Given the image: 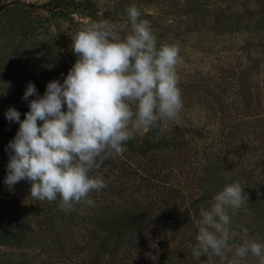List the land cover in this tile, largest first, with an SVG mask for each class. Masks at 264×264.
I'll use <instances>...</instances> for the list:
<instances>
[{"label": "rangeland", "instance_id": "374dc122", "mask_svg": "<svg viewBox=\"0 0 264 264\" xmlns=\"http://www.w3.org/2000/svg\"><path fill=\"white\" fill-rule=\"evenodd\" d=\"M9 1L0 11V126L8 122V108L17 106L9 98L13 90L36 79L63 82L64 69L73 66L67 52L71 34L108 20L124 37L130 32L126 9L134 4L141 19L150 22L157 44L180 50L183 62L176 70L184 106L177 137L181 145L184 138H193L186 162L193 180L184 193L191 196L189 202L195 201V218L191 228L179 229L186 236L182 246L187 257L168 254L158 264H228L232 252L228 259L209 254L195 260L192 249L201 208L210 207L215 194L233 182L241 184L248 200L231 215L232 251L245 240L264 243V0H89L87 8L69 17L48 12L52 0H0V5ZM164 135L158 140L172 136ZM4 190L0 175V245L7 247L15 242L16 223ZM144 233L154 235L153 230ZM127 239L132 253L137 239ZM148 258L143 251L132 259L148 264ZM247 264L259 260L250 254Z\"/></svg>", "mask_w": 264, "mask_h": 264}, {"label": "clouds", "instance_id": "9594fccd", "mask_svg": "<svg viewBox=\"0 0 264 264\" xmlns=\"http://www.w3.org/2000/svg\"><path fill=\"white\" fill-rule=\"evenodd\" d=\"M126 14L128 35L121 37L108 20L93 22L71 38L77 59L63 82H48L42 96L28 82L22 100L36 98L28 101L25 118L14 107L5 112L10 123L19 124L5 149L9 190L27 181L34 200L59 199L66 212L79 204L94 206L91 194L107 185L92 173L105 160L127 151L134 134L158 122L179 123L184 106L176 70L183 62L180 50L176 45L157 47L150 22L141 19L134 4ZM246 200L244 188L233 182L215 194L210 207L201 208L195 260L209 254L228 259L232 252L228 264H247L250 254L264 264V243L245 240L234 251L230 247L231 215ZM242 231L247 234L248 229Z\"/></svg>", "mask_w": 264, "mask_h": 264}, {"label": "trees", "instance_id": "16d2710c", "mask_svg": "<svg viewBox=\"0 0 264 264\" xmlns=\"http://www.w3.org/2000/svg\"><path fill=\"white\" fill-rule=\"evenodd\" d=\"M90 3L89 0H52L47 11L69 17ZM78 32L71 34V38ZM71 45L72 42L67 52L74 65L77 57ZM160 45L163 43H158L157 47ZM71 68L64 69L63 79ZM50 81L36 79L33 82L38 95L44 94ZM26 87L9 93V98L16 101L15 109L20 112L21 120L29 111L28 101L36 98L30 96L28 101L22 100ZM165 125L158 122L134 134L126 144L127 151L105 160L92 173L102 177L107 185L99 193L91 194L94 206L79 204L75 211L66 212L60 207L59 199L34 200L27 181L18 182L12 190L5 185L4 196L14 210L16 225L12 229L16 238L7 247L0 245V264H115V258L122 264L126 259L136 264L138 259L132 258L142 256L143 251L149 253L148 264H158L168 254L186 258L187 252L182 246L187 244L186 236H182L179 229L191 228L195 218L191 209L195 201L189 202L191 196L184 193L191 188L193 180L191 167L186 163L193 138H184L181 145L177 124ZM18 128V123L9 121L0 126V175L4 180L9 160L5 149ZM164 133H171V138L166 139ZM161 134L165 140H158ZM147 230H153L154 235L145 234ZM128 236L137 239L132 242L136 247L132 252L135 256L129 258L127 254L132 253L127 251L130 249L126 243ZM109 257L112 260L107 259Z\"/></svg>", "mask_w": 264, "mask_h": 264}, {"label": "water", "instance_id": "95a60500", "mask_svg": "<svg viewBox=\"0 0 264 264\" xmlns=\"http://www.w3.org/2000/svg\"><path fill=\"white\" fill-rule=\"evenodd\" d=\"M11 3H12V2L9 1V2H7V3L1 4V5H0V11L3 10V8H5L7 5H9V4H11Z\"/></svg>", "mask_w": 264, "mask_h": 264}]
</instances>
